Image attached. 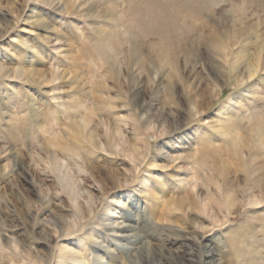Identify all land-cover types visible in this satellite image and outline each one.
I'll use <instances>...</instances> for the list:
<instances>
[{
  "label": "rangeland",
  "instance_id": "obj_1",
  "mask_svg": "<svg viewBox=\"0 0 264 264\" xmlns=\"http://www.w3.org/2000/svg\"><path fill=\"white\" fill-rule=\"evenodd\" d=\"M0 264H264V0H0Z\"/></svg>",
  "mask_w": 264,
  "mask_h": 264
},
{
  "label": "bare ground",
  "instance_id": "obj_2",
  "mask_svg": "<svg viewBox=\"0 0 264 264\" xmlns=\"http://www.w3.org/2000/svg\"><path fill=\"white\" fill-rule=\"evenodd\" d=\"M232 187H233V186H232ZM186 202H187V201H186ZM252 203H253V204H254V203H255V204L257 203V204H258L259 201H258L256 198H254V199L252 200ZM127 226H128V225H127ZM127 226H126V225H123V226H121V227L124 228V227H127ZM119 228H120V227H119ZM129 235H131V234H129ZM144 245H145V244H144ZM144 245H143V246H144ZM141 248H143V247H141ZM144 248H145V247H144ZM211 254H212V253H211Z\"/></svg>",
  "mask_w": 264,
  "mask_h": 264
}]
</instances>
